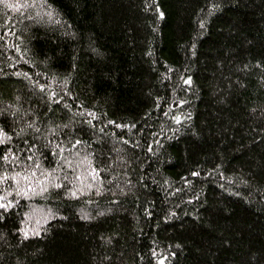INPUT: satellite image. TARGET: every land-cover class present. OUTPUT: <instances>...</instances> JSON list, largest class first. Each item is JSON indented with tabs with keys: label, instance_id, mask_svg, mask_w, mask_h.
<instances>
[{
	"label": "trees",
	"instance_id": "16d2710c",
	"mask_svg": "<svg viewBox=\"0 0 264 264\" xmlns=\"http://www.w3.org/2000/svg\"><path fill=\"white\" fill-rule=\"evenodd\" d=\"M0 264H264V0H0Z\"/></svg>",
	"mask_w": 264,
	"mask_h": 264
},
{
	"label": "snow or ice",
	"instance_id": "6c2138e0",
	"mask_svg": "<svg viewBox=\"0 0 264 264\" xmlns=\"http://www.w3.org/2000/svg\"><path fill=\"white\" fill-rule=\"evenodd\" d=\"M0 207H3V205H0Z\"/></svg>",
	"mask_w": 264,
	"mask_h": 264
}]
</instances>
